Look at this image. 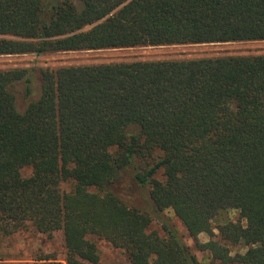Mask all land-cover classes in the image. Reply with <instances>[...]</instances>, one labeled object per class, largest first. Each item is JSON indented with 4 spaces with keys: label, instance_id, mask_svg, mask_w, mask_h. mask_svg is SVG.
Instances as JSON below:
<instances>
[{
    "label": "trees",
    "instance_id": "1",
    "mask_svg": "<svg viewBox=\"0 0 264 264\" xmlns=\"http://www.w3.org/2000/svg\"><path fill=\"white\" fill-rule=\"evenodd\" d=\"M253 40H264V0H0V55ZM42 79L20 112L11 86L25 80L30 94L28 71L0 70V233L64 236V261L34 264H97L91 234L132 264H203L168 212L197 239L232 209L246 224L224 221L198 247L222 264H264V54L65 66ZM126 173L146 204L113 190ZM236 245L246 250L232 255Z\"/></svg>",
    "mask_w": 264,
    "mask_h": 264
},
{
    "label": "rangeland",
    "instance_id": "2",
    "mask_svg": "<svg viewBox=\"0 0 264 264\" xmlns=\"http://www.w3.org/2000/svg\"><path fill=\"white\" fill-rule=\"evenodd\" d=\"M48 4L56 0H45ZM264 54V40L253 41H230L219 43H193V44H166L146 45L136 47L106 48L94 50L77 51H49L41 54L25 53L13 55H0V70L23 68L28 71L30 77L31 93H27V82L20 80L11 86V91L16 97V106L20 112H24L28 105L37 100L42 93V73L45 69H58L65 66H76L86 64L133 62L147 60H189L198 58L229 56V55H260ZM23 176L32 174V167L25 166L21 169ZM162 171L159 177H162ZM73 183L63 181L61 189L71 190ZM113 190L123 199L135 205H143L148 202L146 192L137 187L126 173L116 184ZM172 221L178 227L186 244L196 254L203 264H222L212 258L208 251H202L197 241L206 242L211 238H220L218 225L224 221H241L239 211L232 209L222 212L214 221V236L207 233H200L194 238L188 232L184 224L168 212ZM151 229L161 230L160 223L153 222ZM88 238L94 241L100 252V260L97 264H132L128 253L115 247L108 240L91 234ZM231 254L242 253L246 250L243 245L230 246ZM43 254H54L59 260L64 261L65 245L64 236L61 230L55 231L52 235L38 232L32 226L18 231L11 235L0 233V264H34ZM238 264V263H231Z\"/></svg>",
    "mask_w": 264,
    "mask_h": 264
}]
</instances>
